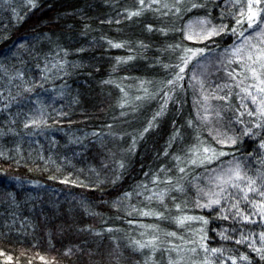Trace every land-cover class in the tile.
I'll use <instances>...</instances> for the list:
<instances>
[{"label":"trees","instance_id":"trees-1","mask_svg":"<svg viewBox=\"0 0 264 264\" xmlns=\"http://www.w3.org/2000/svg\"><path fill=\"white\" fill-rule=\"evenodd\" d=\"M34 2L36 7L33 8L27 0H0V65H7L6 69L12 70L15 75L21 72L23 76L20 78L27 76L25 85L31 83V86H38L36 89L43 87L45 93L47 86L53 90L56 84L63 82L66 93L63 94V101L60 103L58 98H54L55 103L50 106L49 112L55 108L62 109L65 113L63 119L68 125L66 137L74 145L69 148L70 142L67 143L66 139L63 141L61 134L50 126L46 130L43 128L41 133L36 128H22L20 120L14 121L15 118L2 122L3 111L0 112V145H24V158L14 159L6 170L1 168L8 162L0 161V243L4 240L11 244L10 264H45V261L47 264H132L135 261L131 252L139 257H152L155 264L178 263L176 249L168 245L169 249H162L166 248L162 245L167 243L153 229L141 230L139 225L129 221L128 229L115 223L99 231L93 226L92 218L108 219L113 223L114 216L128 217L112 206V198L108 197L106 202L109 204L104 205V199L99 198L100 193L110 194L118 188H129L134 181H140L146 173L154 171L158 162L163 160L165 169L170 173V177L167 176L169 183L162 190L166 202L169 201L180 216L187 212L186 201L178 194L177 187L185 176L192 175L201 166L202 154L206 150H198L194 145L192 149L186 148V145L183 151L175 150L180 148L179 141L187 133H193L188 135L191 137L186 140L187 143L201 138L196 134L199 129L191 130L178 114L185 103L181 92L176 95V100L163 106L160 105L159 95L142 99L143 95L136 91L149 86L151 78H160V73L164 72L160 64L174 55L172 50L181 41L180 27L187 17L204 16L214 20L220 12L228 22V27H234L240 7L234 0H144L143 5L140 0ZM194 4L197 7H193ZM189 6L192 10L186 11ZM133 12L140 14L130 16ZM227 39L225 36L221 41ZM114 44L121 47H113ZM54 60L60 64L54 65ZM32 70L41 71L38 74L39 83L32 82L35 75ZM133 75L139 79L131 80L129 76ZM2 80L4 82L0 83V90L5 92L8 103L13 91V85L10 84H19L21 81L18 77L16 80ZM179 102L182 103L178 107ZM10 107L11 115L23 110H14L15 103ZM161 111L162 114L157 115ZM149 122L152 123L151 127ZM47 124L51 122L47 120ZM174 125L177 128L172 129ZM233 126L238 132L242 127L237 123H233ZM146 128L148 131L145 132ZM180 130L183 132L179 133ZM90 133L99 135L97 145H102L103 140L108 141L100 152L96 150L97 145L92 143L91 137L87 136ZM3 134L8 137L3 138ZM263 135L264 125L261 124L243 133L237 142L238 147H247L246 153L252 159L253 168L257 170L260 166L259 186L264 191V154L259 153ZM43 140L46 143V149H41V152H46L43 156L53 157L57 151L64 156L71 155L80 172H83L76 176L84 181L89 176L88 179L96 180L93 183L99 179L96 175L88 174L86 169L98 167L96 155L104 158L109 154L123 172L122 182L117 185L119 187L108 190H102L94 184V191L74 185L62 188V195L56 193L52 188L59 189V184L46 175L53 171L36 165L39 159L37 151H40L38 146ZM107 143L111 148L110 153L105 149ZM167 146L173 153L168 159L162 156V149ZM209 149L210 152L214 151L212 147ZM174 156H178L175 161L172 159ZM49 160V167L53 169L56 162ZM88 165L90 167L86 168ZM155 172L159 173L157 169ZM34 176L48 184L45 191L22 189L18 182H14L16 177ZM15 186L21 190H16ZM236 202L235 208L228 205L223 210L214 207L212 211L195 212L201 220L202 217L207 219L213 216L222 220L215 226L216 235L221 233L227 238L222 241L213 237L207 240L208 245L223 246L227 251L224 255L232 258L235 254L248 257L245 249L246 243L249 245L250 242L254 255H264V240L260 239L264 226L246 221L244 217L254 209ZM102 206L107 209L101 210ZM35 213L42 216L45 226L51 220L55 225L42 236L38 244L30 248L32 250L20 251V247L28 246V240L37 238L33 230L36 220L32 221L29 215ZM97 213L102 217H96ZM148 213L149 220L156 215L151 208ZM153 238L158 239L155 242L158 247L148 249L150 251L140 247V241ZM241 239L244 242L237 243ZM159 246L161 249L157 250ZM69 249L71 254L66 255ZM38 251L43 252L47 259L38 261ZM237 260H241L240 257ZM0 264H4L1 259Z\"/></svg>","mask_w":264,"mask_h":264},{"label":"rangeland","instance_id":"rangeland-1","mask_svg":"<svg viewBox=\"0 0 264 264\" xmlns=\"http://www.w3.org/2000/svg\"><path fill=\"white\" fill-rule=\"evenodd\" d=\"M191 10L189 6L186 11ZM215 18L214 20H208L204 18V16L194 15L187 17L184 24H181L180 27L181 41H178L174 50H172L174 51V55L169 59H165V61L160 64L161 69L164 71L160 73V78H151L148 83L149 86L139 88L136 91L139 92V95H143L142 99L150 97V95L152 97L159 95L160 105L163 106L176 100V95L181 92V96L185 103H183L182 108L179 109L178 114L183 118V123H186L191 130L194 131L199 129L196 131V134L201 136V138H197L193 142L191 140L187 143L186 140L191 137L188 135H193V133H187L182 136L179 141L181 144L180 148L175 150L176 152L183 151V147H186V145H188L186 148H191L192 145H194L195 148L198 147V150H207L202 154V160L205 162L200 164L201 166L196 169L195 173L185 176L179 187H177L178 194L186 201L185 206L187 207V212L180 216L170 202H166V196L163 194L162 190L169 183L167 179H169L170 173L165 169V160H163L161 163L158 162L159 165L156 168L159 173L155 172L156 169H154V171L146 173L142 180L134 181L129 188H118L111 191L110 194L100 193L99 198H101V200L104 199L102 201L104 205L108 203L106 201L108 197H110L112 198V206L119 212H123V215H128V217H121L125 218L122 220L114 216L113 221L115 222L113 223L107 221L108 219L96 220L94 217L91 218L93 219V226L99 231L115 223L116 225L128 229L129 221L139 225L141 230L148 228L153 229L157 232L158 236H162L167 243L162 245L166 247L162 249H169L167 245L176 249L178 255L177 261L183 264H233V260H235V264H264L261 255L253 254V250L250 248L253 246L250 242L249 245L246 243L247 249H245V252L248 255L247 260H237L241 257L240 254H235L234 257L230 259V256L224 255L227 251L223 246L212 247L208 245L207 240L213 237L219 238V240L222 241L225 240V237H223L221 233L216 235L218 232L215 231V226L222 221L218 216H213L212 218L207 217V219L206 217H202V220L184 219L190 215V217L198 218L195 212L202 213L212 211L214 207H218V210H223L224 207L228 205L233 207L235 204L234 202L237 201L236 203L254 209L246 215L249 217V221L258 222L264 226V219L261 218V210L259 208V204L264 203V196L260 195L263 189L259 186L260 174L258 172L261 171V168L260 166H258L257 170L253 168L251 164L252 159L249 158V153H246L247 147L242 145V147H238L239 143L237 142L238 137L243 135V133L251 131L261 124L264 125V115H260L258 103H254L247 94L251 92L253 95L257 96V100L260 102L264 101V93L258 92L255 87H249L250 85H256L257 81L251 78V74L247 70V66L251 64V61L247 60L248 46L244 45L239 55L233 54L234 48L244 44V38L239 35L243 30L242 26L234 25V27H228V22L224 20L220 12L215 15ZM202 20L210 23L202 25L199 23V21ZM222 27L224 30L220 31ZM212 28H215L218 34L208 39H204L203 35H195L196 33H203L206 35L207 31ZM228 28H236V33L233 34L232 30ZM189 34H192V39L187 38ZM247 34L249 33H245V35ZM225 36L228 37L227 41H221ZM212 37H218V39H211ZM253 42L255 43L256 41ZM188 49H191L193 52L200 49L203 51L201 54L195 56L187 67H185L182 58L191 56L192 54L191 52H187ZM242 57L243 59H241ZM17 59L18 57L15 58L16 61ZM56 60L51 63L54 62V65L60 64L56 62ZM5 66L0 65V83L4 82L2 80L3 78L16 80V77L20 79L21 83H14L15 85L10 84L11 86L13 85V91L10 102L8 103H6L8 98L5 92L0 90V112L3 111L2 122L6 119L13 121V118H15L14 121L20 120L22 128L29 130L32 127L36 128L39 132H41L43 128L46 130V128L50 126L49 128L56 129V131L61 134L63 141L65 139L68 140L66 137V127H68V125L66 126L63 119L65 113L61 111V108H58V105L56 106L58 109L55 108L49 112L50 106L55 103L54 98H58L57 101L60 103L63 101V94H66L64 92L65 87H63V82L56 84L53 90L47 86L45 93L43 87L36 89L38 86H31V83L25 85L24 79L27 76L22 79L20 78L23 76L21 72L15 75L12 70L9 71ZM181 67H185L183 73H180ZM256 67L258 68L259 66L257 65ZM32 72L35 74L32 82L35 81V83H39L40 79L38 78V74H40L41 71L32 70ZM178 73H180L183 79H176ZM230 73L231 75H229ZM41 76L44 75L41 73ZM194 76L197 77L196 80L193 79ZM129 77L131 80H133V78H135V80L139 79V77L135 75ZM169 81H172V83H169ZM201 82L203 84L202 87ZM58 88H62L60 92ZM244 89L247 91H244ZM13 103L16 105L14 110L19 111L20 108L23 109L22 112L16 113L15 111V115L14 113L11 115L9 109L11 108L10 105L12 106ZM181 103L182 102L178 103V107ZM126 105H128V103H126ZM249 113L253 114L249 115ZM44 114H49V116L45 117ZM47 120L51 122V124H47ZM2 122L0 121V124H2ZM233 123L242 125L239 132L234 128ZM174 128L177 127L174 125L172 129ZM178 132L182 133L183 131L180 130ZM87 136L91 137L92 143L95 142V145H97V141L100 138L98 134L90 133ZM6 137H8V135L3 134V138ZM233 140H235V143L232 142ZM71 141L72 140L66 141L67 143L70 142L69 148L74 145V142ZM106 142L108 141L103 140L101 142L102 145L98 144L95 147L96 150L100 152V149H103ZM260 144H264V135ZM23 146L24 145L21 143L14 144L13 146L0 145V161L8 162V164L5 163V167L1 169L6 170L14 159L24 158V156H22ZM210 147L214 148V151L210 152ZM38 148L40 151H37V155H39L37 157H39V159L36 165L40 167L44 166V168L53 171L46 175L50 176L51 181L59 184V189H52L60 195H62V188L65 189L74 185L82 186L90 190L93 189L94 191L96 189L94 186L101 187L102 190H108L116 187L122 182L123 172L109 154L105 155L106 157L104 158L96 155L95 159L99 160L98 167H90L89 165L86 167H90L86 169V171L89 172L88 174L96 175L97 179H99L97 182L93 183L96 180L88 179L89 176H87V180L85 179V181L77 177L80 168L76 166L77 164H75L71 155L64 156L57 151L55 155L53 154V157H51V155L43 156L46 153L41 152L42 148L46 149L44 140L41 141ZM105 149H107L108 152L109 150L111 151L108 143ZM168 149V146L162 149V156L167 157V159L173 155V153H171L172 151ZM91 152L92 151H90V153ZM221 152L225 153V155L220 156L219 153ZM259 153L264 154V147L259 149ZM177 157L178 156H174L172 158L173 161H175ZM212 157L215 158L211 159V163L206 162L207 159ZM49 159L56 162L53 169L49 167ZM237 163L240 165L239 179L233 176L230 171L235 169ZM37 174L42 176L45 175L43 172H37ZM79 174H83V172ZM34 177L35 178L16 177L14 182H18L19 186H22V189L30 188L38 192L45 191L48 184L40 177ZM249 181H254V183L250 185ZM92 184H94V186ZM15 187L16 190H21L20 187L19 189H17V186ZM249 187H254L256 191L249 192ZM245 195L248 197L247 200L244 199ZM210 200H219L220 202L211 205V207L201 206L208 204ZM106 206H102L100 209L105 211L107 209ZM150 208L155 211L156 215H153L155 217L152 216L153 219L149 220V215H143V213H148V209ZM29 215L32 221L34 219L36 220V223H33L36 225V228L33 227V230L37 233V238L28 240L29 242L26 244L28 246L20 247V251L33 248L32 246L38 244L42 236L55 225L54 221L51 220V223L45 226L44 219L41 218L42 216L36 213ZM95 216L102 217L100 213L95 214ZM161 217L165 219L161 220ZM180 220H183V223H178ZM205 221H207V223H205ZM169 233H174L175 235H169ZM150 241L151 243H149ZM156 241L158 242L157 238L144 239L140 241V244L146 245L142 248L150 251L151 248L158 247L155 243ZM10 246L11 244L8 241L3 240L2 243H0V252L3 253L0 255V259L4 264L11 263L7 259L8 257L12 258V256L9 255V252H11L10 249L12 250ZM160 246L157 250L161 249ZM193 249H195V251H193ZM212 249H219L220 251L213 252ZM131 255L135 261L132 264H155L152 257H139L136 253L132 252ZM40 257H43L44 260L47 259V256L43 252L38 251L36 258L38 261H44L41 260ZM179 262L173 263V261H171L169 264H179Z\"/></svg>","mask_w":264,"mask_h":264},{"label":"snow or ice","instance_id":"snow-or-ice-1","mask_svg":"<svg viewBox=\"0 0 264 264\" xmlns=\"http://www.w3.org/2000/svg\"><path fill=\"white\" fill-rule=\"evenodd\" d=\"M234 2L240 7V13L238 15V18L236 19L235 23L237 26H243V30L239 33L241 37L244 38V44L236 47L233 49V54L234 55H239L244 48V45H247V60L251 61V64L247 66L248 72L251 74V78L255 81H257L256 85H250L249 87H255L256 90L260 93H264V0H234ZM27 3L30 4L33 8L36 7V4L34 0H27ZM141 5L144 4V0H140ZM193 7H197V5H193ZM139 12H133L130 13V16L132 15H139ZM200 24H205V23H210L208 21H199ZM224 28L222 27L220 31H223ZM251 30V32H250ZM233 34L236 33V28L232 29ZM245 33H250L249 35H245ZM218 32L215 28H212L207 31V34L204 35L203 33H196L195 35H203L204 39H208L209 37L213 35H217ZM188 39H192L193 36L192 34H189L187 36ZM253 41H256L255 43ZM113 47H121L119 44H114ZM202 49L197 50L193 52L191 49H188L187 52H191V56H185L183 59V64L185 67L191 62V60L202 53ZM254 53V54H253ZM243 59V57L241 58ZM259 66L258 68L256 66ZM185 67L180 68V73H183L185 71ZM180 73L177 74L176 79L180 80L183 79V77L180 75ZM231 75V73L229 74ZM194 80L197 79V77H193ZM169 83H172V81H169ZM203 86L201 82V87ZM244 91H247L244 89ZM248 96L251 97V100L254 103H258V111L260 115H264V101L258 102L257 96L253 95L251 92L247 93ZM207 99V98H205ZM163 111V110H162ZM162 111L157 113V115H161ZM253 113H249V115H252ZM152 126V123L149 122V127ZM148 131V129H145V132ZM247 134V133H246ZM235 143V140L232 141ZM261 147H264V144H261ZM207 151V150H206ZM220 156L225 155V153L221 152L219 153ZM215 157L207 159L206 162L211 163V159ZM195 162V161H193ZM205 161H201V163H204ZM240 165L237 163L235 169L230 170L232 172V175L235 176L237 179L240 177V172H239ZM183 171V169H181ZM250 185L254 183V181H249ZM238 186V185H237ZM223 191V189H222ZM249 192H255L256 189L254 187H249L248 189ZM261 196H264V191L260 192ZM245 200L248 199L247 195L244 197ZM220 201L219 200H210L208 204L206 205H201L202 207H211L213 204H218ZM235 208L236 205H233ZM260 208V215L261 218L264 219V203L259 204ZM150 213H143V215H149ZM226 218V217H225ZM184 219H199V218H193V217H185ZM244 219L247 221L249 220L248 216H245ZM178 223H183V220L178 221ZM207 223V221H205ZM169 235H175L174 233H169ZM227 238V237H225ZM246 239V238H244ZM244 239H241L237 241V243H243ZM260 239L264 240V232L260 234ZM151 243V241L149 242ZM146 245L141 244L140 247H145ZM257 252H260V249H255ZM195 251V249H193ZM213 252H218L220 251L219 249H212ZM3 253L0 252V255ZM66 255L71 254V249H69L66 253ZM9 261H11V257L7 258ZM41 260H44L43 257H40ZM231 259V257H230ZM241 260H247V256H241ZM261 259L264 260V255H261ZM45 264L47 262L45 261ZM233 264H235V260H233Z\"/></svg>","mask_w":264,"mask_h":264}]
</instances>
